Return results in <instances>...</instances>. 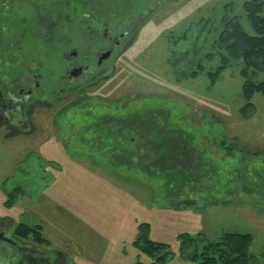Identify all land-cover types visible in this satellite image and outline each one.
Here are the masks:
<instances>
[{"label":"rangeland","instance_id":"rangeland-1","mask_svg":"<svg viewBox=\"0 0 264 264\" xmlns=\"http://www.w3.org/2000/svg\"><path fill=\"white\" fill-rule=\"evenodd\" d=\"M246 1L0 0V88L40 82L41 104L11 108L24 126L0 121V219L49 243L18 240L58 264H159L134 245L147 225L163 264H199L201 243L250 233L264 264V72L221 38L234 18L255 35ZM131 20L104 58L105 25Z\"/></svg>","mask_w":264,"mask_h":264},{"label":"trees","instance_id":"trees-1","mask_svg":"<svg viewBox=\"0 0 264 264\" xmlns=\"http://www.w3.org/2000/svg\"><path fill=\"white\" fill-rule=\"evenodd\" d=\"M245 5L251 25L254 27L255 35L245 31L237 22L238 19L234 18V20L226 24L227 27L223 31L221 38H224L223 40L228 44L227 47L231 51L230 55L234 59L242 58L247 61L250 67L264 72V0H247ZM211 76L214 80L217 74H212ZM259 87L264 93V82L260 83ZM7 224L15 227L14 231L18 232V238H22L20 235L23 236L30 232L32 235L35 234L34 239L36 241L49 243L44 238L42 231H40L39 225L32 227L27 223H23L18 224L16 227L15 223L10 224V222H7ZM7 224L6 221L0 219L1 226ZM148 232L149 226L141 225V235L134 242V245L156 260L157 263L163 264L167 256L163 252L169 245L150 239ZM252 241L253 236L250 233H226L218 242L201 243L192 259L196 262L199 261V264H251L253 260V256L250 253Z\"/></svg>","mask_w":264,"mask_h":264},{"label":"flooded vegetation","instance_id":"flooded-vegetation-1","mask_svg":"<svg viewBox=\"0 0 264 264\" xmlns=\"http://www.w3.org/2000/svg\"><path fill=\"white\" fill-rule=\"evenodd\" d=\"M3 2L2 9H6L9 4H12L14 1L17 0H1ZM9 22V20H8ZM138 23V20H131L128 27L125 28L127 31L123 33H114L111 32V29H114L112 24H108L109 26L105 25V35L104 37H108L104 41H107L106 48L110 51V56L113 57V53L116 52L117 46H119L122 43L123 38H127L130 36V34L133 32V27H135ZM123 27V26H122ZM111 32V33H110ZM8 56L9 53L7 52ZM21 55V53L18 54V56ZM69 57V56H66ZM110 57V58H111ZM78 59L69 57V61L73 63ZM75 69V66H71L72 68L67 71V76L64 78L67 79L70 83H75L77 78L82 76L85 72L83 70L84 67L80 64ZM103 65V64H102ZM101 66V65H100ZM17 69L24 71L22 66L19 65V62L17 61ZM88 70L87 66L85 68ZM42 78V77H41ZM29 79V78H28ZM26 79L27 82L24 85V88L20 87V83L16 81H12L11 84H8L4 87L0 88V96L3 97L6 112H3L4 110H1L0 112V121L3 122L6 126L14 127V126H24L22 123H16L14 121L13 116V110L11 108L16 107L15 109L21 108L24 109L26 107H33V105L41 104L38 101H34L31 99V94L34 95L35 91H37L40 87V82H36V88L34 90L31 87V81L30 79ZM26 94L22 95L21 94ZM3 103V100L0 101V105ZM36 103V104H35ZM10 104V105H9ZM26 111V110H25ZM21 112V111H20ZM17 233L13 230H9V225H0V264H58L59 257L56 255L54 256V253H43V252H37L33 248H30L27 246V244L23 243L22 240L17 239ZM37 253V254H36ZM62 255V257H65L66 264H69V259L67 253H59L58 256Z\"/></svg>","mask_w":264,"mask_h":264},{"label":"water","instance_id":"water-1","mask_svg":"<svg viewBox=\"0 0 264 264\" xmlns=\"http://www.w3.org/2000/svg\"><path fill=\"white\" fill-rule=\"evenodd\" d=\"M110 56V51L107 53V55H104V58H108Z\"/></svg>","mask_w":264,"mask_h":264}]
</instances>
